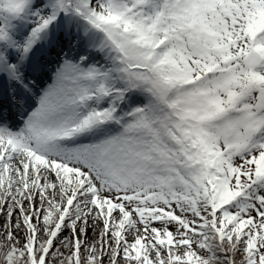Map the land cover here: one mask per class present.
<instances>
[{
	"label": "snow or ice",
	"instance_id": "snow-or-ice-1",
	"mask_svg": "<svg viewBox=\"0 0 264 264\" xmlns=\"http://www.w3.org/2000/svg\"><path fill=\"white\" fill-rule=\"evenodd\" d=\"M0 264H264V0H0Z\"/></svg>",
	"mask_w": 264,
	"mask_h": 264
}]
</instances>
